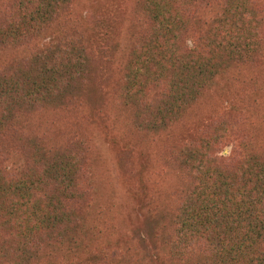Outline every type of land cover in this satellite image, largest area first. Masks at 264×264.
I'll return each instance as SVG.
<instances>
[{
    "label": "trees",
    "instance_id": "1",
    "mask_svg": "<svg viewBox=\"0 0 264 264\" xmlns=\"http://www.w3.org/2000/svg\"><path fill=\"white\" fill-rule=\"evenodd\" d=\"M82 1L0 0V47L16 53L0 70V264H133L130 250L111 244L108 227L99 229L104 238L92 230L83 149L50 147L30 124L37 110L81 107L96 77L101 29L115 36L101 24L82 25ZM142 3L151 29L124 67L123 103L148 120L146 129L166 135L177 157L153 191L150 180L141 182V203L157 218V258L264 264V134L238 138L237 155L224 162L217 153L238 136L229 135L235 126L207 119L191 134L188 124V115L215 95L231 102V84L242 111L264 108V1ZM97 50L104 59L113 55ZM11 144L27 158L17 175L5 166Z\"/></svg>",
    "mask_w": 264,
    "mask_h": 264
},
{
    "label": "rangeland",
    "instance_id": "2",
    "mask_svg": "<svg viewBox=\"0 0 264 264\" xmlns=\"http://www.w3.org/2000/svg\"><path fill=\"white\" fill-rule=\"evenodd\" d=\"M82 3L83 6L77 8L82 25L91 24L97 29V24H101L108 33L111 30L115 33L109 39L107 32L101 29V40L94 44L97 58L92 68L98 81L90 82L92 85L84 92L86 98L76 111L37 110L30 114V124H34L36 135L50 147L83 149L81 154L86 158L87 168L82 182L89 185L87 194L92 195L89 194V205L95 235H99L103 225L108 227L106 235L111 244L117 243L121 249L130 250L133 264H169L166 259L157 258L158 244L153 238L157 218L146 201L143 205L141 203L146 190L141 188V182L148 185L150 180V190L153 191L155 181L162 178L165 164L175 165L177 157L172 154L173 147L166 135L160 130L152 131V126L146 129L148 120H139L136 110L124 105L122 94L124 67L129 55L151 25L145 21L142 0H83ZM104 14L112 19L111 22L103 21ZM108 39L111 41L107 42ZM46 40L49 37L41 38V41ZM97 48L104 54L111 51L113 55L110 59L101 58ZM15 55L11 49L0 47V70L9 67L7 63ZM226 91L232 103L215 95L205 107L200 106L192 111L193 115H188L191 134L200 133V126L207 119H211L216 127L222 123L235 126L237 131L229 135L231 138L235 133L238 136L229 138L230 142L217 153L224 162L237 155L234 143L238 138L254 140L264 134V108L254 106L259 99L251 104L254 107L242 111L240 95L238 97L234 85L231 84ZM145 94L147 98L148 93ZM153 98L155 95H151ZM171 138L177 139V136ZM13 146L11 144L8 148L11 154L5 166L8 172L17 175L24 170L27 158L22 156L24 151ZM100 236L105 237L101 233Z\"/></svg>",
    "mask_w": 264,
    "mask_h": 264
}]
</instances>
